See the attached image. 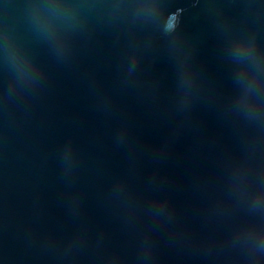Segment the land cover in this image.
I'll return each mask as SVG.
<instances>
[{
    "label": "water",
    "instance_id": "1",
    "mask_svg": "<svg viewBox=\"0 0 264 264\" xmlns=\"http://www.w3.org/2000/svg\"><path fill=\"white\" fill-rule=\"evenodd\" d=\"M0 264H264V0H0Z\"/></svg>",
    "mask_w": 264,
    "mask_h": 264
}]
</instances>
